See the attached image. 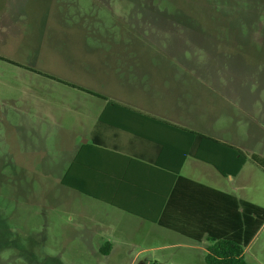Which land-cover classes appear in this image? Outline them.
Wrapping results in <instances>:
<instances>
[{"label":"crops","instance_id":"crops-1","mask_svg":"<svg viewBox=\"0 0 264 264\" xmlns=\"http://www.w3.org/2000/svg\"><path fill=\"white\" fill-rule=\"evenodd\" d=\"M49 4L45 19L67 20L68 11L78 9L81 20L63 22L62 32L41 27L40 50L34 51L43 62L27 60L31 49L21 58L26 62L0 57L5 68L0 72L4 156L21 159L26 173L35 171L43 176L42 185H53L56 202L66 206L67 215L56 220L55 228L79 239L85 248L81 253L101 255L112 261L108 264H207L205 239L197 242L158 221L193 219L189 206L197 207L203 196L195 185L263 208L264 198L247 194L253 185H236L247 164L263 173L250 157L237 176H224L189 153L182 128L232 145L205 128L209 116L199 102L202 91H197L195 78L203 82L206 76L166 67L172 54L159 57L158 65L148 54L151 64L140 68V56L118 52L116 44L92 48L76 38L89 32L86 25L93 19L85 2ZM146 37L166 45L155 31Z\"/></svg>","mask_w":264,"mask_h":264},{"label":"rangeland","instance_id":"rangeland-1","mask_svg":"<svg viewBox=\"0 0 264 264\" xmlns=\"http://www.w3.org/2000/svg\"><path fill=\"white\" fill-rule=\"evenodd\" d=\"M42 1L0 0V57L26 62L21 58L31 49L27 60L42 61L38 57L42 55L34 51L40 50L38 41L45 30L41 27L47 24L51 33H55L52 29L62 32L63 22L81 20L78 9L68 11L71 18L67 20L45 19L51 4ZM77 1L85 2L93 19L86 25L89 32L76 38L102 50L116 44L118 52L139 55L140 68L151 64L148 54L154 57V65L160 64L159 57L172 54L166 67L202 73L206 76L203 82L195 78V84L202 91L199 102L204 115L209 116L207 132L250 158H264V0ZM152 31L156 39H166V45L148 41L146 36ZM4 71L1 64V74ZM4 115L0 107V264L112 262L101 255L81 253L85 248L79 239L69 238L65 228H55L56 220L67 216L66 206L57 204L53 185H42V175L34 169L26 173L21 159L4 156ZM236 185H253L247 194L264 198V174L251 164ZM245 258L248 264H264V230Z\"/></svg>","mask_w":264,"mask_h":264},{"label":"trees","instance_id":"trees-1","mask_svg":"<svg viewBox=\"0 0 264 264\" xmlns=\"http://www.w3.org/2000/svg\"><path fill=\"white\" fill-rule=\"evenodd\" d=\"M181 130L188 136L189 153L214 166L224 176H237L248 160L240 149L232 145L188 129ZM224 160L231 162L232 166L228 167ZM250 160L264 173L263 157L253 155ZM195 186L203 190V196L197 207L189 206L193 209L189 212L193 219L186 223L167 220L158 223L197 242L205 239L208 242L207 264H248L245 250L264 226V208L204 185Z\"/></svg>","mask_w":264,"mask_h":264}]
</instances>
